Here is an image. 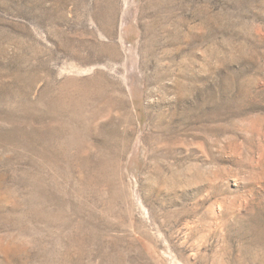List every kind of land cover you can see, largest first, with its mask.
<instances>
[{
    "label": "rangeland",
    "instance_id": "rangeland-1",
    "mask_svg": "<svg viewBox=\"0 0 264 264\" xmlns=\"http://www.w3.org/2000/svg\"><path fill=\"white\" fill-rule=\"evenodd\" d=\"M0 264H264V0H0Z\"/></svg>",
    "mask_w": 264,
    "mask_h": 264
},
{
    "label": "bare ground",
    "instance_id": "bare-ground-1",
    "mask_svg": "<svg viewBox=\"0 0 264 264\" xmlns=\"http://www.w3.org/2000/svg\"><path fill=\"white\" fill-rule=\"evenodd\" d=\"M124 117V116H123ZM121 118V117H120ZM126 118V117H125ZM120 120V119H119Z\"/></svg>",
    "mask_w": 264,
    "mask_h": 264
}]
</instances>
